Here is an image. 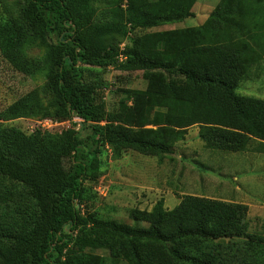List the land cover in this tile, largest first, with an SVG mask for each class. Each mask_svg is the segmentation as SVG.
<instances>
[{"label": "trees", "instance_id": "16d2710c", "mask_svg": "<svg viewBox=\"0 0 264 264\" xmlns=\"http://www.w3.org/2000/svg\"><path fill=\"white\" fill-rule=\"evenodd\" d=\"M88 1L27 0L23 18L46 45L42 59L24 54L19 23L0 22L2 55L25 74L44 67L55 104L52 111H40L39 99L30 91L0 111V174L28 187L37 206L34 214L14 223L12 214L0 223L2 264H117V258L106 262L105 257L96 263L86 253L94 244L103 247L114 240L124 244L126 264H264V238L247 233L243 203L186 195L165 209L159 199L149 211H131L134 225L81 210L85 182L98 176L105 147L113 158L127 148L166 153L167 126L178 133L177 128L196 123L200 139L210 147L238 151L250 141L264 140V99L236 92L264 55V0H220L204 24L134 38L121 62L104 44L105 36L125 33L127 22L143 29L181 22L192 15L195 0H173L178 3L174 13L165 11L168 0H132L136 5L127 21L103 23L93 22ZM115 63L123 70H143L148 85L127 91L133 105L124 100L106 113L85 71ZM156 75L160 88L153 90ZM161 101L167 102L163 122L134 129L145 123L141 106L150 110ZM36 112L42 118L71 120V125L60 133L26 134L3 122ZM73 117L80 118L79 126ZM85 125L90 132L83 135Z\"/></svg>", "mask_w": 264, "mask_h": 264}, {"label": "rangeland", "instance_id": "374dc122", "mask_svg": "<svg viewBox=\"0 0 264 264\" xmlns=\"http://www.w3.org/2000/svg\"><path fill=\"white\" fill-rule=\"evenodd\" d=\"M133 1L89 0L93 11L92 20L96 23L120 20L125 22L131 6L136 5ZM219 1L195 0V5L192 4L193 10L191 6L192 15L182 22L165 23L148 29L133 28L131 23L127 22L125 33L105 36L104 44L117 52L116 59L121 62L118 55L123 54L124 50L132 45L134 38L148 32L204 24ZM26 3L27 0H0V22L12 19L19 23L25 35L22 45L24 54L42 59L46 54V45L27 28L23 18ZM177 4L168 0L165 11L174 13L173 8ZM185 36L193 35L182 37ZM49 38L56 42L57 36L51 33ZM153 58L161 61L158 56ZM165 61L177 63L168 59ZM88 69L85 71V78L96 86V97L104 104L106 113L118 109L124 100L128 106L133 105V99L126 97L127 91L145 90L148 85L143 70H123L119 63L105 67L89 66ZM159 80L160 76L156 75L152 84L153 90L160 88L157 85ZM30 91L36 93L40 111L53 110L54 98L46 85V69L43 67L31 74L22 73L11 66L0 50V111ZM236 92L264 99V55L259 66L240 80ZM160 103V107L150 110H144L141 106V120L145 123L133 128L142 131L160 125L163 122L161 113L167 102ZM42 117L40 112H36L3 122L28 134L36 130L45 131L39 125ZM54 120L61 124H54L49 130L51 133H60L71 125L67 124V119ZM167 127L170 146L166 153H142L127 148L122 150L119 158H113L111 149L103 148L98 176L85 182L82 212L93 213L103 220L134 225L135 221L130 214L132 210L149 211L159 199L163 200L165 209H172L186 195L201 196L245 204L247 233L264 238V140L250 141L248 147L243 150H225L206 145L199 137L200 125L197 123L177 128L178 133H174L173 129L176 128ZM89 132L90 129L86 126L81 134ZM64 163L68 166V159H65ZM36 210V202L29 188L0 174V223L4 224L5 219H9L12 214L14 223L17 217L29 216L36 213ZM102 245L103 247L94 244L92 248H87L86 253L92 255L93 261L99 262L100 257H105L106 262L117 258V264H126L123 257L126 252L124 244L120 245V242L114 240Z\"/></svg>", "mask_w": 264, "mask_h": 264}, {"label": "built area", "instance_id": "2783aa9c", "mask_svg": "<svg viewBox=\"0 0 264 264\" xmlns=\"http://www.w3.org/2000/svg\"><path fill=\"white\" fill-rule=\"evenodd\" d=\"M125 58H126V56H125L124 54H122V53L118 55V59H119L120 61L125 60ZM76 119H79V121H80V118H78V117H73V118H72V121H76V122H77V125L79 126V124H78L79 121L76 120ZM66 122H67L68 125H70L71 120H66ZM54 124L59 125V124H61V122H58V121H56V120H54V119H52V118H48V117H46V118H42V119L39 121V125H40L41 128L44 129V130H50V129L54 126Z\"/></svg>", "mask_w": 264, "mask_h": 264}, {"label": "crops", "instance_id": "0c3cea01", "mask_svg": "<svg viewBox=\"0 0 264 264\" xmlns=\"http://www.w3.org/2000/svg\"><path fill=\"white\" fill-rule=\"evenodd\" d=\"M194 5H195V3H194ZM194 5L192 6V10H193V8H194ZM184 20H185V19H184ZM184 20H182V21H184ZM182 21H181V22H182Z\"/></svg>", "mask_w": 264, "mask_h": 264}]
</instances>
